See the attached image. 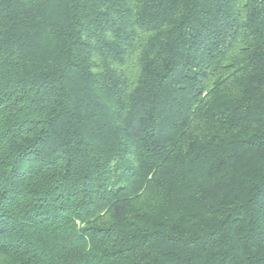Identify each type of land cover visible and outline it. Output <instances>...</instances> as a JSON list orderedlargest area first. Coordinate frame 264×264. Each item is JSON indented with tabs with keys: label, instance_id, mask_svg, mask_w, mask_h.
<instances>
[{
	"label": "trees",
	"instance_id": "obj_1",
	"mask_svg": "<svg viewBox=\"0 0 264 264\" xmlns=\"http://www.w3.org/2000/svg\"><path fill=\"white\" fill-rule=\"evenodd\" d=\"M0 264H264V0H0Z\"/></svg>",
	"mask_w": 264,
	"mask_h": 264
}]
</instances>
